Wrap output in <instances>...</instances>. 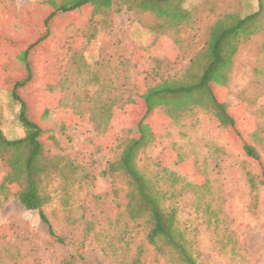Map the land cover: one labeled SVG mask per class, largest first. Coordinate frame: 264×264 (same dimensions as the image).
Returning a JSON list of instances; mask_svg holds the SVG:
<instances>
[{"label":"rangeland","instance_id":"374dc122","mask_svg":"<svg viewBox=\"0 0 264 264\" xmlns=\"http://www.w3.org/2000/svg\"><path fill=\"white\" fill-rule=\"evenodd\" d=\"M43 1L0 0V129L7 139L23 135L9 89L23 76L22 51L37 38ZM172 2L170 19L153 11L150 1L127 0L116 4L120 12L93 22L86 21L91 7L53 20L48 45L30 56L31 82L18 92L44 128L46 157L68 162L62 176L51 173L43 184L52 196L44 213L65 242L48 235L37 210L0 193V264H63L77 246L87 264H119L126 243H143L147 264L174 258L144 243L145 217L129 218L124 178L101 172L118 158L145 89L180 73L205 47L216 21L253 13L257 0ZM185 14L176 24L175 17ZM215 91L241 138L202 109L174 121L156 109L149 118L154 140L139 152L138 165L162 188L181 190L171 200L198 264H264V189L248 186L247 173L255 169L241 150L246 140L264 159V30L244 40L227 84ZM7 172L0 158V183Z\"/></svg>","mask_w":264,"mask_h":264},{"label":"trees","instance_id":"16d2710c","mask_svg":"<svg viewBox=\"0 0 264 264\" xmlns=\"http://www.w3.org/2000/svg\"><path fill=\"white\" fill-rule=\"evenodd\" d=\"M127 0H45L42 2L46 14L42 19L37 38L23 48V70L21 79H16L9 89L12 99L19 105L18 120L23 128V135L16 139H7L0 129V158L8 169L0 183V193L3 199L15 198L26 209L37 210L41 220L48 227V235L58 243H64L65 237L55 232L54 227L46 214L44 206L52 201V196L43 188V184L51 173L62 176L63 169L68 166L66 159L62 164L50 160L47 155V146L43 142L44 128L42 124L27 112L25 100L18 89L31 82L30 56L36 47L44 49L48 45L52 32L50 25L60 14H73L81 8L91 7L87 22L95 21L103 13L120 12L116 4ZM155 4L156 10L164 17L173 18L170 5L173 0H146ZM146 9L147 5L144 7ZM185 15L175 17L176 24ZM264 0H257V9L246 16L228 14L215 22L210 28L205 47L191 57L187 66L172 77L164 78L148 86L140 99L143 107L140 112L132 114V126L127 130L121 143L118 158L110 161L101 174L107 176L121 175L127 184V211L133 221L145 217L143 221L144 243L152 246L158 254H164L166 249L168 262L174 264H198L193 255L191 244L184 231L178 226L177 207L171 200L181 190L176 188H162L154 174L142 170L138 165V154L153 140L154 133L149 127V118L156 109L174 121L193 108L202 109L210 113L219 125L229 126L236 136L242 137L235 126V116L230 113L226 104L217 96V88L227 84L229 71L233 59L244 40L250 39L264 30ZM39 27V26H38ZM26 42V41H23ZM10 70V69H6ZM12 71V70H11ZM133 102V89L127 103ZM48 109H42L45 115ZM130 123V124H131ZM241 150L246 159L254 166V173H247V184L252 191L264 189V159L253 144L246 140L241 141ZM83 175L82 180H86ZM91 177L89 182H92ZM71 184L74 181L70 182ZM15 189L11 191V187ZM70 208V207H69ZM132 221V222H133ZM139 224V223H138ZM126 231H123L122 238ZM87 234H83L86 236ZM84 239V238H83ZM83 244V240L81 243ZM81 246L74 248L73 253L63 260V264H87ZM124 252L118 258L119 264H147L146 248L143 243L130 248L126 243ZM112 261L116 257L106 251ZM114 253V252H113Z\"/></svg>","mask_w":264,"mask_h":264}]
</instances>
